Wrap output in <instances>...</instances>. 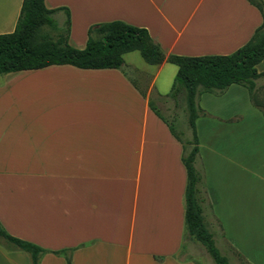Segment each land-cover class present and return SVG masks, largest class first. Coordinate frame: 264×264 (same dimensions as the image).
Returning a JSON list of instances; mask_svg holds the SVG:
<instances>
[{
  "label": "crops",
  "instance_id": "1",
  "mask_svg": "<svg viewBox=\"0 0 264 264\" xmlns=\"http://www.w3.org/2000/svg\"><path fill=\"white\" fill-rule=\"evenodd\" d=\"M21 3L0 0V34L13 31ZM44 4L67 8V42L79 49L90 25L121 20L146 28L165 55H226L262 22L248 0ZM58 12L63 24L66 14ZM168 64L151 71L130 64L134 77L125 61L121 68L53 64L0 79V223L45 250L37 264H211L199 242L184 237L182 144L151 99L170 100V88L156 85L166 70L165 84L174 78ZM255 68L258 105L247 88L232 83L221 95L201 94L199 103L213 116L195 119L204 220L227 255L245 264H264V201L253 205L248 191L251 163L235 161L236 133L251 135L254 123L264 155V116L255 108L264 110V59ZM0 264H31V258L0 240Z\"/></svg>",
  "mask_w": 264,
  "mask_h": 264
},
{
  "label": "trees",
  "instance_id": "2",
  "mask_svg": "<svg viewBox=\"0 0 264 264\" xmlns=\"http://www.w3.org/2000/svg\"><path fill=\"white\" fill-rule=\"evenodd\" d=\"M248 1L257 7L262 22L245 44L226 55H165L146 28L121 20L90 25L85 46L75 48L67 42L70 25L67 8H47L44 0H22L13 31L0 34V73L37 69L53 64H70L79 68H121L123 54L131 51H138L148 64L167 61L177 67L166 97L175 103L181 98L185 101L191 137L184 138L171 121L165 122L182 144L181 161L187 172L184 237L199 242L215 264L230 263L216 247L202 214L199 188L202 175L195 167L199 151L195 119L202 112L197 100L202 92L222 93L230 84L236 83L246 87L251 99L258 105L254 88L255 79L260 73L255 65L264 59V2ZM60 9L64 10L66 18L56 37L41 33L40 29L44 26L58 27L53 14ZM152 110L159 115L154 108ZM0 240L26 251L31 264H37L45 251L32 242L8 234L1 223Z\"/></svg>",
  "mask_w": 264,
  "mask_h": 264
},
{
  "label": "rangeland",
  "instance_id": "3",
  "mask_svg": "<svg viewBox=\"0 0 264 264\" xmlns=\"http://www.w3.org/2000/svg\"><path fill=\"white\" fill-rule=\"evenodd\" d=\"M55 21L57 22V28H52L49 26H44L40 29L41 33H46L49 36H51L52 38L56 37L57 32H59V30L62 27V21L64 19V13L63 12H58L57 14L53 15ZM124 61H125V66H124V70L127 74H129L130 76L134 77V68H145L148 71L153 70V66L149 65L147 63H145L143 61V59L141 58L140 54L138 51H131V52H127L124 55ZM133 66L131 67L130 66ZM168 66H170L171 68L175 69V71L177 70L176 66L174 64L169 63ZM6 73H0V79L2 80L4 78ZM168 74V71H164V74H162L158 79H157V87L160 89H165L164 91L168 92L170 85L173 81V78H171L172 80H170V82L166 83L163 80H166V75ZM246 88V87H245ZM225 91H223L222 93H224ZM203 93H207L209 95H205V96H216V95H221L222 93H211V92H202ZM200 94V95H201ZM199 95V96H200ZM152 102L158 106V108L162 111V113L169 119V121H171L176 129L177 132L181 133L182 136L186 139H189L191 137V130L190 127L188 125V120H187V116H188V112L186 109V103L183 100V98H181L177 103H174V101L172 100H166L164 98L161 99V104H159V100L152 95L151 97ZM198 103H199V97H198ZM252 107H255V105L253 103H250ZM209 107L210 104H206ZM199 107L202 109V112L199 114V116H204V119L207 120V117L212 118L213 113L210 112V110H208L207 108L203 107V105L201 103H199ZM258 111H256L257 113L259 112L261 114V116H264V110L263 109H259L258 107H255ZM254 109V110H256ZM258 113V114H259ZM246 119V118H245ZM250 119V116H249ZM238 121V120H237ZM240 122V121H239ZM256 123H254V125L252 126L253 132L251 133V135L246 134V137H242V135L236 133V146H237V151L235 153V161L239 162L238 160H240L241 158H245L246 162H250L251 163V173L252 175L250 176V179L248 180V182L250 183V188L248 189V191L250 192V194L252 195L253 200V205L255 203H257V200H262L264 201V171L261 169V166L263 165L262 162V157L264 156L260 150V139L261 137L259 136V126L260 125H255ZM256 130V131H255ZM244 139V144H243V140ZM242 141V142H241ZM243 145H244V149H246L245 152H239L238 149H243ZM248 151V149H250ZM216 233V232H215ZM215 245L216 247L219 249V252L223 255H225L228 260V262L230 264H244L243 261H241L240 258H237L232 256L229 254L227 255V251L224 248L223 244L220 242V238L217 234H215ZM198 243V242H197ZM200 244V243H198ZM200 249L202 250V252L204 254H206V258L207 260H209V262L211 264H215L214 261L212 260V258L208 255V253L206 252V250L204 249V247L200 244ZM199 252V251H198ZM234 254V253H233Z\"/></svg>",
  "mask_w": 264,
  "mask_h": 264
}]
</instances>
